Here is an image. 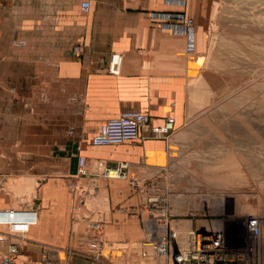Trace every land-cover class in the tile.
Wrapping results in <instances>:
<instances>
[{"label": "rangeland", "instance_id": "obj_1", "mask_svg": "<svg viewBox=\"0 0 264 264\" xmlns=\"http://www.w3.org/2000/svg\"><path fill=\"white\" fill-rule=\"evenodd\" d=\"M79 5H68L70 15L90 12ZM134 6L97 0L94 16L102 19L103 15L109 23L116 7L120 12L140 9ZM44 7L38 5V10ZM165 12L148 13L159 24L152 14ZM182 12L193 18L195 32L196 19L201 18V47L189 63L192 107L187 127L166 136L173 134V162L160 175L165 185L155 186L158 191L141 193V187L128 178L102 175L101 161L111 167L125 161L115 165L108 159L88 158L85 174L78 173L68 182L52 176L46 160L48 145L72 136L61 131L60 107L56 100L47 99L45 84H36V79H24L22 84L4 79L5 85L0 79V200L7 209L30 204L44 214H49L46 207L63 205L64 211L53 213L63 218L70 236L62 247L43 246L49 258L40 263L21 256L25 264H71L81 253L86 264H157L151 255H142L148 247L143 242L149 238L144 220L152 218L168 219L182 233L223 229L231 244L255 246V254L247 257L249 264H264V0H188ZM21 41L25 45L23 39L15 45L22 46ZM71 45L73 51L80 45L82 54V43ZM47 118L53 120L50 130H46ZM121 144L100 147L95 153ZM127 187L139 189L138 204L117 213L124 197L112 194L111 188L122 193ZM250 217L261 219L259 237L243 226ZM30 228L1 225L0 244L4 232L14 236L18 245H26ZM96 238L103 249L99 259L89 247ZM55 253L62 261L56 260Z\"/></svg>", "mask_w": 264, "mask_h": 264}, {"label": "crops", "instance_id": "obj_2", "mask_svg": "<svg viewBox=\"0 0 264 264\" xmlns=\"http://www.w3.org/2000/svg\"><path fill=\"white\" fill-rule=\"evenodd\" d=\"M82 1L0 0V79L3 85L4 79H18L20 84L24 79H36V84L38 81L45 84L47 99L56 100L60 107L61 131L72 136L53 140L48 145L46 160L52 176L60 177L62 182L72 180L80 173L81 156L87 158L86 167L88 158L95 157L108 159L115 165L123 161L128 164L129 178L140 181L142 187L141 190L127 187L122 193L111 188L112 194L124 197L115 210L124 213L138 204L137 189L141 193L152 192L158 191L155 186L165 185L160 175L173 162L170 156L173 134L122 143L100 153L95 150L103 146L92 145L91 138L104 122L124 110L147 112L157 125L171 115L176 131L187 127L188 109L192 107L189 63L201 47L198 40L201 18L196 19V49L189 52L186 34L159 26L148 13L182 11V6L165 0H102L106 4L140 7L125 12L116 7L115 18L107 23L103 15L102 19L94 16L93 4L97 0H90L89 13L70 15L68 5L81 6ZM38 5H44L45 10L39 11ZM21 39L25 45L16 46L15 42ZM75 42L83 44L81 57L74 54L71 44ZM114 52L120 55L117 73L109 70ZM52 121L47 118V126ZM49 126L46 130H50ZM5 207V201L0 200V210H6ZM46 208L49 214L38 209V222L30 228L29 242L18 245L21 255L31 261L49 258L45 252L47 245L62 247L69 243L63 218L53 213L64 211L65 207ZM128 221L133 224L134 220ZM3 236L0 251L16 243L14 236L4 232ZM56 256V260L62 261L60 254ZM73 259L71 264H86L82 253Z\"/></svg>", "mask_w": 264, "mask_h": 264}, {"label": "built area", "instance_id": "obj_3", "mask_svg": "<svg viewBox=\"0 0 264 264\" xmlns=\"http://www.w3.org/2000/svg\"><path fill=\"white\" fill-rule=\"evenodd\" d=\"M169 4L184 7L188 0H165ZM91 2L84 0L81 8L85 12L91 10ZM152 17L158 20L159 25L167 27L176 33H184L188 37V50L194 52L196 49V32L193 18L186 13L165 12L155 13ZM24 41L18 43L22 45ZM75 55H81V46L77 45L74 49ZM109 70L116 73L119 70V55L114 53L110 58ZM175 129V119L169 115L163 124L157 125L152 122L151 115L138 110H124L116 117L104 122L98 133L91 138L94 146H104L111 144H121L127 141H140L149 137H166ZM150 134L145 135L143 132ZM87 158H79V171L86 173ZM104 168L102 175L110 177L109 171L113 168L120 178H128L132 185L142 187L140 181L129 178L127 173L128 164L121 163L117 167H111L100 162ZM152 201V200H151ZM38 209L30 204L20 209L0 210V224L2 225H24L32 226L38 222ZM10 217H14L13 220ZM144 226L149 231V238L143 242L146 249L143 257L152 256L157 264H249L248 255H254L256 248L253 245H234L228 240L227 234L223 229H190L185 233L175 230L168 219L154 218L144 220ZM151 226H154L151 231ZM166 226V227H165ZM246 230L254 237L261 234V219L250 217L244 222ZM160 227V228H159ZM91 251L96 253L95 259H99L103 249L99 239L89 242ZM21 253L17 243L11 244L6 251H0V264H25L21 261ZM21 261V262H20ZM98 263V262H97ZM100 264V263H98Z\"/></svg>", "mask_w": 264, "mask_h": 264}, {"label": "bare ground", "instance_id": "obj_4", "mask_svg": "<svg viewBox=\"0 0 264 264\" xmlns=\"http://www.w3.org/2000/svg\"><path fill=\"white\" fill-rule=\"evenodd\" d=\"M110 177H119L118 173L114 170V169H110V171L108 172Z\"/></svg>", "mask_w": 264, "mask_h": 264}]
</instances>
